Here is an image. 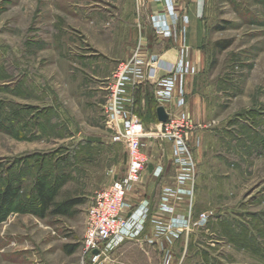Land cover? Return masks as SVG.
<instances>
[{
	"label": "rangeland",
	"instance_id": "rangeland-1",
	"mask_svg": "<svg viewBox=\"0 0 264 264\" xmlns=\"http://www.w3.org/2000/svg\"><path fill=\"white\" fill-rule=\"evenodd\" d=\"M140 1L0 0V195L9 183L18 187L2 209L0 264H89L81 253L87 208L127 161L125 144L112 142L106 125L110 77L138 46L143 56L161 57L168 42L178 44L155 37L149 17L163 9L144 0L139 10ZM187 3L198 13L193 37L181 40L175 62L160 68L158 61L157 75L173 76L186 61L183 103L176 90L166 106L172 120L184 116L192 127L194 178L180 185L187 194L165 201L168 217L152 210L139 239L112 251L117 258L125 248L135 264H264V0ZM180 13L188 20L177 29L183 35L191 24L186 9ZM142 87L146 101L136 103L138 88L131 90L127 108L145 115L147 131L162 129L155 83ZM142 142L147 162L126 201L159 209L162 195L178 188L171 145ZM39 182L51 199L42 212ZM71 198L80 202L55 212ZM172 217L185 223L168 228ZM150 235L163 251H147Z\"/></svg>",
	"mask_w": 264,
	"mask_h": 264
},
{
	"label": "built area",
	"instance_id": "built-area-1",
	"mask_svg": "<svg viewBox=\"0 0 264 264\" xmlns=\"http://www.w3.org/2000/svg\"><path fill=\"white\" fill-rule=\"evenodd\" d=\"M143 1L139 2V10H142ZM149 1L161 4L163 9V15L155 13L149 17L153 34L163 40L172 38L178 28V22L182 20L184 24L187 16L178 14L175 10L174 0ZM171 23L174 25L173 28L170 27ZM141 50V47L138 46L133 56L128 61L121 63L109 81L108 95L104 104L106 125L112 132V142L125 144L127 161L122 174L113 177L108 186L97 194L87 208L81 253L84 261L89 264H117L112 251L116 244L125 240H138L139 235L144 232L145 226L151 220L152 209L148 203H141L138 207L133 208L131 203L126 201L134 184L140 181L142 170L147 162V156L142 148L143 138L147 137L159 142L169 141L171 145L173 165L176 168L174 177L178 188L176 190L169 189L162 195L164 202L160 205L161 211L170 213L172 207L165 201L170 197L187 194V190L180 185L189 183L194 178V164L188 138L192 127L183 120L184 116H180L182 117L180 121L172 120L166 106L167 103H172L174 100L176 90L179 92L176 103L179 105L183 103L182 70L186 61L178 60L173 76L161 77L157 75V64L161 57L150 51L146 56H143L140 53ZM185 50L184 47L180 52L183 53ZM148 82L155 83L157 99L163 100L160 101L161 105L168 114L166 121L160 123L163 128L159 130L147 131L144 122L127 108L129 103L132 104V96L129 95L131 90L143 88L142 86ZM205 219L206 215L202 214L200 221ZM153 222L157 224L159 232L164 230L160 227L162 224L160 220L153 219ZM184 223V219L172 217L167 226L171 228ZM156 237L146 236L145 241L151 244L150 247L155 246L158 241ZM159 245L158 248H161L159 250L163 251V247L161 244ZM94 250L97 252L94 253Z\"/></svg>",
	"mask_w": 264,
	"mask_h": 264
},
{
	"label": "crops",
	"instance_id": "crops-1",
	"mask_svg": "<svg viewBox=\"0 0 264 264\" xmlns=\"http://www.w3.org/2000/svg\"><path fill=\"white\" fill-rule=\"evenodd\" d=\"M191 1L194 2V0H191ZM174 4H175V10L178 12L179 15H182V13H180V12L183 10V8L186 9L187 15L189 17V23L191 24V28H190V31L188 33H185L183 35L179 34L180 31H177L176 30L177 32H175V34L173 35L172 38H170V40L171 39L172 40H174V39L175 40H178V44L172 43V45H171L170 42H168L169 47L166 48L165 50L162 49L160 51V53H161L160 68L163 67V66H168L170 63L175 62L176 57H177V49H178L177 46H179V45H184L185 46L186 45L185 42H184V44H182L181 43V40L182 41H185L186 40V42H187V39L189 38V40L191 41V37H193L192 32H193V29H194V25L197 23V18H198L197 17V14L198 13L196 14L195 4L187 3V0H174ZM158 7L162 9V5L161 4H159ZM161 9H159V10H161ZM200 14H201V11L199 13V16H200ZM182 25H183V21L180 20L178 22V27L180 28ZM190 46H191V44H190ZM140 90H141V92H143L141 87H140ZM148 195H147L148 197H146L147 198L146 200H148V201L150 200L153 203V201L156 198L154 197V195L152 193H151V195L148 193ZM157 205H158V203H156L155 205L154 204L152 205L153 206V209L152 210L154 211V214L156 216L168 217L169 214L168 213H165V212H162L160 209L156 208ZM179 212H181V211H178V213ZM182 214L183 213L181 212L178 215L179 216H183ZM156 243H157V245L152 246V247H157L158 248V247H160L159 244H161V246H162V244L165 245L159 238H158V241ZM135 245L137 247H144L143 245H138V244H135ZM146 247H148L147 248V251H148V249H149L150 246L149 245H146ZM122 249H123V251H122ZM122 249L119 250L118 255H117V258L114 257L118 261V264H135L133 261H131L130 259H128V257H127L128 251L125 250V248H122ZM139 250L141 251V257H142V259H144L145 256H144L143 251L141 249H139ZM147 251H146V254H147Z\"/></svg>",
	"mask_w": 264,
	"mask_h": 264
},
{
	"label": "trees",
	"instance_id": "trees-1",
	"mask_svg": "<svg viewBox=\"0 0 264 264\" xmlns=\"http://www.w3.org/2000/svg\"><path fill=\"white\" fill-rule=\"evenodd\" d=\"M147 93V91H146ZM146 93H142L141 90H140V87L136 90L135 92V97H136V103L139 101V103L142 101V98L144 97V100L146 101ZM146 97V98H145ZM140 105V104H139ZM141 106V105H140ZM153 106H151L152 108ZM156 107H153V110L156 111L155 109ZM140 116V119L143 121V117L145 116L144 114L142 113H139ZM144 122V121H143ZM17 190H18V187H15L13 185H11V183H9L5 188L4 190L2 191L1 195H0V200H1V211H0V214L3 213V208H5L6 204L11 202L13 200V198L16 196V193H17ZM36 194H37V198L38 200L41 202L40 203V207H41V212L42 211H45L46 209L49 208L50 206V203H51V199L48 195H45V189L43 188L42 184L39 182L37 184V190H36ZM80 201L78 199H75V198H71V199H67L63 202H61L59 205H57V209L55 212H58V213H64L66 212L69 208H71L72 206L78 204ZM8 211V209H4V213L1 214V218L0 219H3L5 216H6V212ZM42 214V213H41ZM40 214V215H41Z\"/></svg>",
	"mask_w": 264,
	"mask_h": 264
},
{
	"label": "water",
	"instance_id": "water-1",
	"mask_svg": "<svg viewBox=\"0 0 264 264\" xmlns=\"http://www.w3.org/2000/svg\"><path fill=\"white\" fill-rule=\"evenodd\" d=\"M156 114H157V119L159 122L166 121V119L168 117V114L162 105L157 106ZM96 252H97V250H94V253H96Z\"/></svg>",
	"mask_w": 264,
	"mask_h": 264
}]
</instances>
